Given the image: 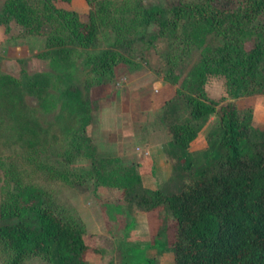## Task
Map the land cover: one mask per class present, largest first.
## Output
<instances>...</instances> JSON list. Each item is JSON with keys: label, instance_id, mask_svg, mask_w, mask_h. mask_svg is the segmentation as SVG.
I'll return each mask as SVG.
<instances>
[{"label": "trees", "instance_id": "obj_1", "mask_svg": "<svg viewBox=\"0 0 264 264\" xmlns=\"http://www.w3.org/2000/svg\"><path fill=\"white\" fill-rule=\"evenodd\" d=\"M72 1L5 0L0 24L15 21L28 34H43L46 29L44 34L55 56L68 53L69 43L93 44L105 21L114 22L117 32L152 25L154 32L147 42L165 38L172 45L167 76L191 49L201 53L181 83L180 94L187 102L189 116L168 124L170 138L165 152L173 161V171L167 182L162 187L146 188L134 170L103 171L93 161L96 186L119 190L127 212L158 208L167 212L166 222L151 242L119 244V264H157L156 258L146 255L148 249L173 253L174 264H264V131L253 125V109L241 110L236 102L245 94H264V0H241L234 8L215 0L148 7L141 0H127V7L115 9L120 18H112L103 4L86 18L56 5ZM121 61L131 63L111 48L93 57L91 84L111 82ZM213 75L225 78L224 102L208 94L206 84ZM40 78L31 87L39 84L44 88L48 82H40ZM16 82L12 77H0V93L5 95ZM76 93L73 87L67 89L73 109L83 114L82 128L76 135L80 134L87 156L92 157L86 131L91 102L77 100ZM212 114L219 119L207 135V146L192 152L191 143ZM8 175L15 187L1 201L0 242L14 253L10 264H22L26 257H39L50 264H88L90 245L83 227L58 210L49 193L26 184L13 172Z\"/></svg>", "mask_w": 264, "mask_h": 264}, {"label": "rangeland", "instance_id": "obj_2", "mask_svg": "<svg viewBox=\"0 0 264 264\" xmlns=\"http://www.w3.org/2000/svg\"><path fill=\"white\" fill-rule=\"evenodd\" d=\"M4 1L0 0V10ZM141 1L148 7L192 0ZM214 2L234 8L241 0ZM101 4L112 18H120L116 8L128 6L127 0H73L70 5L56 2L76 10L83 18L89 12L96 13ZM154 28L142 25L117 32L114 22L105 21L93 44L69 43L68 53L55 56L48 46L46 29L43 34H28L15 21L0 24V77L17 80L13 89L6 90L5 95L0 93V205L5 193L15 187L8 175L12 172L26 184L49 193L58 210L71 215L83 227L90 245L88 264H119V244L151 242L166 222L163 208L127 212L119 190L96 186L93 164L96 161L103 171L132 169L140 175L143 186L150 189L162 187L172 174L173 161L165 152L170 138L168 124L189 116L187 102L180 94L181 83L201 53L191 49L167 76L172 45L165 38L148 43ZM109 48L124 54L131 63L119 62L108 84H91L92 59ZM38 77H42L40 82H48H44V88L39 84L31 87ZM69 87L77 91V100L91 102L86 131L92 142V157L87 156L80 134L76 135V130L82 128L83 114L73 109V100L67 95ZM206 88L212 98L224 102L227 90L223 76H210ZM236 102L241 110L253 109V125L264 131V94H245ZM218 119L217 114L209 117L190 145L192 152L207 146V135ZM145 253L156 258L157 264H174L171 252L161 254L148 249ZM13 255L0 242V264H10ZM22 264L50 263L26 257Z\"/></svg>", "mask_w": 264, "mask_h": 264}]
</instances>
